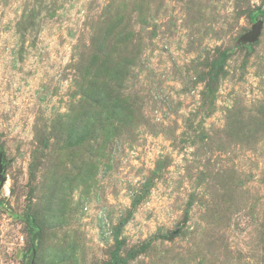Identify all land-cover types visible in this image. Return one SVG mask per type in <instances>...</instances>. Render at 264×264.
<instances>
[{"label":"rangeland","instance_id":"374dc122","mask_svg":"<svg viewBox=\"0 0 264 264\" xmlns=\"http://www.w3.org/2000/svg\"><path fill=\"white\" fill-rule=\"evenodd\" d=\"M0 150V264H264V0H0Z\"/></svg>","mask_w":264,"mask_h":264},{"label":"water","instance_id":"95a60500","mask_svg":"<svg viewBox=\"0 0 264 264\" xmlns=\"http://www.w3.org/2000/svg\"><path fill=\"white\" fill-rule=\"evenodd\" d=\"M261 25L262 22L258 21L254 24L253 26V33L255 35H259L261 31ZM5 170H6V160H5V155L2 150H0V190L4 186L6 182V176H5ZM36 249L33 248V253L35 254ZM31 264H34V259H32Z\"/></svg>","mask_w":264,"mask_h":264},{"label":"trees","instance_id":"16d2710c","mask_svg":"<svg viewBox=\"0 0 264 264\" xmlns=\"http://www.w3.org/2000/svg\"><path fill=\"white\" fill-rule=\"evenodd\" d=\"M35 238H36V234L33 235V246H37V244L35 243Z\"/></svg>","mask_w":264,"mask_h":264}]
</instances>
